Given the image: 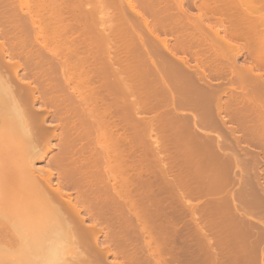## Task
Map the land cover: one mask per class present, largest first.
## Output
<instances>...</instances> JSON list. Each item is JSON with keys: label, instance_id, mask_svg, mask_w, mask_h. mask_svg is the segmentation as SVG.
<instances>
[{"label": "bare ground", "instance_id": "bare-ground-1", "mask_svg": "<svg viewBox=\"0 0 264 264\" xmlns=\"http://www.w3.org/2000/svg\"><path fill=\"white\" fill-rule=\"evenodd\" d=\"M73 1L75 2V0ZM73 1L71 0L68 1L67 0L66 1L65 0H0V58L3 56L4 58L2 59L5 60L6 57V61H7L6 63L8 67L12 69V72L10 71L11 69L9 71L11 73H14V76L16 77V81H18L17 82L18 84L16 83V85L15 83L13 85L12 82L11 84L10 82L7 83L8 81L6 80V78H3L4 74L2 75L0 74V156L2 154L3 156L1 157H6V158H1L2 160H0V244L6 243L5 241H7V237L11 235L10 233L11 231H16V232L34 231L31 234L24 233L22 237L19 236L22 233L21 234L17 233V235L19 234L18 236L20 238H23L24 241L27 240L28 243L30 240L29 238H32L33 236H36L38 239L41 238L44 239L43 244H38L36 246L32 245L33 247L26 249V251L24 249L25 251L24 253H23V249H21L22 251L20 253L17 252L12 254L10 260L14 264H55L57 262H59L60 264L62 259L63 260L65 259L64 258L66 257L65 255L69 253V255L72 254L71 261L73 264H137V263L166 264L165 263L167 259L166 257L168 255L172 256L171 260L176 261L175 258L173 259V257H175L177 252L181 251V249L179 250L176 249L178 244L175 247L174 243L177 241V240L175 241V238L178 239L177 241L178 243L183 240V239L181 240L182 237L184 238L185 236L190 234L187 233V230L191 228L188 225L191 226L193 225L194 228L192 227V229L196 230L195 231L196 235L198 234L200 237L202 236V238L205 239L206 242H204L203 244L202 242L204 241V239L202 241L201 238H197L200 239L199 241H201L203 245L206 244H207L206 246L210 245L208 235L206 234V232L208 231L207 229L205 231L203 228H205L207 225L208 226L210 225L208 227L210 229L211 228L219 229V227L228 226L236 230V231H232V234H235L237 236L238 234L240 236L242 234L244 239L243 242L245 241L244 244L246 243L248 244V242H251L252 244L250 243L248 244V246L250 248L252 247L258 249V246L264 242L261 241L262 239H264V229L261 227L262 228L261 233H258L259 236L254 237L255 239L252 238L254 240L253 241L251 237L246 236V234L248 233L249 235V232L252 230L254 226V224L252 225L253 222L252 223L247 222L248 220L246 221L244 218L238 215L239 211L243 210L244 208L242 209L239 208L238 210L236 202L238 199H239L238 203L242 200H240L241 198H236V197H239V195L240 197H242L243 194L242 191L239 192L237 191V189L235 190L234 188V185L236 186L235 183H237L236 177L238 178L240 176L238 172L234 171V169L237 168V170H239L238 168L242 166L241 170L242 169L245 170L246 168L248 169L249 167H246L247 166L246 164L244 169L243 166L245 165V160H244L245 158L240 159V157H237V155L239 154L237 153H236L237 155L235 154L234 151L236 149L235 145L233 146L235 147L233 150L230 149L231 145L234 144L235 142L236 139V137L234 136L235 134L232 133V135L235 138L234 142L230 140L233 137L230 138L228 136L230 139L229 138H228L229 140L225 139L226 135L228 134H226L225 137H221V138L218 137V141L217 138L213 136L214 137L213 139L216 140L215 141L212 140V137L210 136L211 137L210 138L208 135H207L208 137L205 136L206 138H203L204 136H202L200 132L198 134L197 131L198 128L196 127L197 128L196 129L193 127L199 124L204 128H219V129L222 127L227 128L228 127L226 125L227 119H225V117L222 115L224 106L231 108V106L233 107L234 104L236 105L238 104L239 106H236V108L240 106H242V108L237 109V111L235 110V114L234 115L232 114L233 116L231 115L234 121H236V124L238 123L237 124L238 126L236 127L241 128L242 132L245 131V135L243 136L245 137V141L247 139L249 143L252 142L250 145H252L254 142L258 144L259 147L263 146L262 148H264V73H262L263 71L262 72L256 71V64H255L257 63V65L264 67V0H203V6H204L203 9L205 8L206 10L204 11L211 15H219L221 18L220 21H222V23L224 24L225 23L227 24L223 26L222 23L219 22L220 27L222 25L223 28H225L224 29L225 32L223 34L221 33L220 27L205 24L204 22L205 17L208 14L207 15L206 13L204 14L203 10H202L203 12L201 11L202 13L198 15L192 14L188 9L189 6L186 4L187 3L186 0H83L85 1V4L86 2H89L90 6L92 5L91 6L92 8L89 9L88 12L83 11L84 12L83 20L82 22H77V23L76 22L73 23L74 21L73 17H72L73 20L68 19L70 14L74 15L76 13L75 11L78 9L75 7L76 4L79 2L73 3ZM65 2H67V4H65ZM68 2L75 4L74 5L75 7L70 6ZM194 3L196 2L194 1ZM77 6H79V4ZM80 12L83 13L82 9L80 10ZM81 13L79 14L81 15ZM159 33L165 34V36L167 34V37L164 36L160 37ZM228 33L229 35L227 36ZM95 34L96 36H98V38L96 39H94ZM168 34L169 35L173 34L175 36L172 37L175 40L174 41L175 43L174 42H172L173 44L170 43L169 41L170 38L168 37L169 36ZM229 36L230 38H228ZM96 40L99 41L95 42ZM238 40H242V43H239ZM30 46L32 47V49L34 48V53L32 52V49L31 50L29 49ZM64 46H66V49ZM178 52H182L184 54L186 53L191 58L201 57L202 59L204 57L203 60L205 61L201 63L203 64L202 66H199L198 64V66L193 68L189 63V59H188L189 56L179 57L181 53L177 56ZM244 54H247L252 58L251 62H248L247 64L239 65L238 58L240 59V57L244 56ZM4 60H2V62H4ZM252 60L254 61L255 65L252 63L253 62ZM101 63L102 66L103 65L104 67L106 66L105 68L106 70L107 69L112 70V66L118 65L117 66L118 70L117 72L115 71L117 76L115 75L116 77L114 76V79L112 80L117 81L119 79L118 82L121 84L120 86L122 90L119 87H117L119 88V90H121V92H118V94H116V98L115 96H113V98L111 97V99H108V100L113 99V102L110 101L109 103L108 101L109 104H113L116 99L123 101L122 99H124L125 95L126 97H129L128 92L126 90V85L128 84L126 85L124 83L122 84V82H124L122 80L125 79L126 76H130V75H131L130 78L132 79L133 75L137 73V76L139 75L140 79L138 80L134 79L135 80L134 82H132V80L130 79L131 82L134 83V86H136L132 88L139 90L142 88V86L143 88L145 86V88H148L149 90L147 91L146 89L148 94H150L148 95L150 96L149 97L150 99L155 97L157 95V92L161 90L160 94H158L160 95L158 99L162 96L163 97L160 100H157V98H155L157 102L154 104L152 103L154 102L152 99V101H150L149 103V104L152 103L150 105V108L153 105L152 108L158 110L157 108L160 109L162 108L161 106L165 104V106L170 105L171 107L174 108L176 107V109H179L180 111L181 110L180 108L183 109V107L186 108L188 107L189 110L191 109V112L193 111L196 112L197 115L194 114L195 116H197V118L195 117L196 120L192 116L194 118L193 121L194 120L195 121L191 125L187 120L188 119L191 120L192 117L189 118L187 115V117L185 116V118H181L182 115L180 114H179L180 117L178 116V118L176 115L175 117H173L175 112L174 113L172 112L175 111L176 109L174 110L173 108H170L171 113H169L168 111L169 109L167 110V108L169 107L164 109L163 106L162 110L164 109L166 112H168L169 116L168 115L166 116V114L162 113L161 110L160 112L162 116H166L167 120H169V121L166 120L167 122H165L167 123L168 128L170 127L171 122L174 121L173 123H175V121H177V126L176 123L175 124L172 123V126L170 128L175 126V128L178 127L179 129L181 124L180 122L183 121L186 122L185 129L187 128L188 130L186 131L184 129L186 132H180L181 130L180 131L178 130L179 132H177V130L174 131L175 129L168 131V128L163 127L165 125L159 122V120L158 121L151 119L139 120V121H137V119L135 120L136 116L134 117L132 113L134 114L138 112V110H140L139 108L140 103L138 100H134L136 101L134 102L132 98L129 100L131 103L127 102L128 99L127 98L125 102H127V104L130 103V105L124 107L126 103L122 102V104L125 105H121V106L124 107L123 108L124 113H125V109H128L130 107L129 110L131 109L130 111L132 112L127 110L128 112L126 113H129V116L132 115L134 117L133 119L134 121L131 120L133 122L130 123L131 127L128 125L130 131L126 130V132L129 131L127 132L129 133V135L131 130H133L132 133L133 132L139 133L140 129L136 130L134 128L137 126L139 127L140 125L139 123H141L143 125L142 128H144V132L148 133L149 135L148 141L151 142L152 137L150 135L155 134L156 141L155 143L152 142L154 143L150 145L152 146V149H149L150 154L151 153L156 154L155 157L153 154H151L153 155L154 159H156L157 163H154L155 166H152L154 164H151L153 162H150L151 160L149 157L150 154L148 153V149L147 150L144 149V150H146L145 153L149 155L142 154L141 152L142 157H140V159L137 157L136 159L140 163L138 164L141 165L143 168L137 166L138 165L137 162L136 161L133 162L134 160L129 156L128 157L130 164L129 162L127 163L128 161L127 155L125 154L128 153L131 154V152H128L131 150H128L129 148H127L128 146L126 145L127 142H129L127 141L129 139L128 137L131 136L132 138H134L132 139V141L129 142V144H131V142L132 143L134 142L135 143L134 148H135L137 142L134 140L138 138L136 137L138 136V134L135 133L136 136L135 135L128 136L127 133L125 134V132H124L125 135L120 133V135L122 136H119V134H117L119 136L118 138L114 136L115 139L116 138L118 139L117 145L121 143L122 147L124 145L127 148L125 152L124 151L120 152L122 154H118L119 152L116 153V155L119 156L116 157L115 153L113 152L116 150L114 148L117 147L115 146L116 145L115 140H114L115 142L113 143L115 144L113 146L114 148L112 151V154L114 153L113 155L111 154V147L109 145H106V147H104L105 143L108 144V142H104L103 145L104 149L101 147L103 149L101 151L103 155L104 154L107 155L106 157L112 155V157L115 156L117 158L116 159L114 157L115 161H113V159L110 158L112 159L113 162H115V164L105 156H104L105 158H103V155H101L102 156L101 157L99 154L100 151L99 153L97 151V156L98 154L100 156L99 158L96 157L97 158L96 159L95 156L91 157L92 159L90 157H87L90 158L91 161H87L86 163L85 162L79 163V150L76 149L77 151H75L73 149L74 146L71 147L70 149L69 148L70 146L68 145L67 148H64V150H61V152L58 153L59 155H57V158L53 162L55 167L59 166L63 168L60 169L58 172H54L52 171L53 169L52 170L49 169L48 170L49 174H46L47 172L45 173L46 170L45 168L38 170L34 168L33 166L34 163L33 162L31 163V159L33 157L31 156L30 153H32V151L31 152L29 151L30 153L27 154L25 153V156L23 155L22 160L20 157L19 160H21V162H19L18 160V163L21 165V168H18L19 164L17 163L16 165L12 164L11 166V163L9 164L8 162L9 159L7 157L9 155V151L10 152L13 151V153H15L14 152L15 148L13 147L16 144L18 145V140L26 139L32 141L34 139L36 141L37 140L45 141L48 143L49 139L51 140L52 137H55L54 135L55 132L51 134L50 131L51 128L49 127L47 128V124H46L47 118L49 116L48 107L51 108V106L49 105L50 102L51 103L55 102L59 107L58 112L60 111L63 112L64 108L68 110L67 107H69V106L67 107L64 106L67 105L64 96L65 98L66 97L68 98L69 102H71L70 99L82 100L84 98L83 96L85 95V93H88L90 91H95V89L93 88L95 87V84L99 82L98 78L102 76L101 75L102 71H100ZM51 64L53 65V68ZM48 65H50L51 68ZM110 66L111 68H108ZM104 67H102L101 69L104 70ZM202 67L205 69L204 70L201 69ZM22 68L23 69L25 68L24 71L26 72L23 73L22 76L20 77L19 70ZM114 68L116 67H113L112 72H114ZM206 68L210 71L209 73L205 72ZM185 69L186 70L190 69L192 70V72H194L193 74L188 73V75H186L188 79L192 78L195 81L193 85L189 84L190 85L189 86L188 83L191 80H186L185 79L186 76L185 77L183 76L186 74ZM108 70L107 73L111 75L110 72H108ZM179 71L182 72L179 73ZM105 72H103V74H105ZM106 74L104 75V77L102 76L103 78L107 77L108 80L106 79L105 82L107 81L112 82L111 79L109 80L110 76H107ZM143 74L147 76L149 79H147V77L141 78ZM213 75L215 76L217 75L224 78L226 77L225 79L229 78L228 81L230 83L233 82L232 86L235 83L234 86L237 85L238 88L237 86L235 87L236 89L234 87L233 89L216 88V87L212 88L214 86L209 87L207 81L211 80L212 78L211 76ZM137 76L135 75L134 78H136ZM117 77L118 79H116ZM4 79L6 80V82H4L5 81ZM150 79L152 81L149 82ZM93 80H95V84ZM198 80H200L201 82L199 83ZM143 81L147 85H145ZM196 81H198L199 84H197ZM90 82L93 83L94 87H91V84H89ZM151 82H155V85H157L158 87L154 86V89H152L150 86H148V83ZM102 84L103 86L105 85L104 82ZM229 85L227 84V86ZM86 87L87 89L91 87L93 90H90L91 89L90 88L88 92H85L87 91ZM115 87L116 85H114V88ZM149 87L151 88L152 91H150ZM156 87H157V91L155 89ZM99 88L95 92L98 93L99 90L102 89L103 87L100 89ZM109 88L107 90L106 88L103 89L104 91L106 90L105 92L108 93L109 91H111ZM114 88L112 87V89ZM112 91L117 93V90L115 91L112 90ZM112 91L110 95L112 94L115 95V93H113ZM129 92L130 94L133 93L131 88ZM150 92H153L155 96L151 95ZM120 93L122 94L119 95ZM140 93L143 94V90ZM93 94L94 92H90L86 96V99L91 101V103L94 98L96 100V96L98 98V95L100 93L98 94L95 93L94 95ZM142 94L139 95L142 96L143 98L144 94L143 95ZM102 96L99 95L97 101L99 99H106L103 98ZM120 96H123V98L121 97L119 99ZM144 96H145L144 98H147L146 95ZM225 96H226V100H224ZM106 97L108 98V96ZM134 97L136 99L137 96H135L134 94ZM81 100L79 102L82 104L83 101L81 102ZM75 101L77 102V105L79 104L78 106L75 105L77 106L76 108L74 107L75 113L77 112L76 114L79 117V122H78L79 125L75 124L76 121L72 122L75 116L77 119V115H75V113L73 114L72 110H70V112L68 110L69 113H71L72 111L71 114H73L74 116L72 118V121L70 117H68L70 118V120L69 119L67 120L66 118V121L68 123V127H67L68 130L69 128L74 127V130L72 132L75 134H76L75 132L76 128L77 129L79 128V130L83 128L81 132L83 130H88L91 132L94 130L95 132V129L96 128L99 129L98 127L100 125L103 127L102 130H104V126L107 128V126L111 125L110 121L112 120V117L110 121L108 119V114H110L111 108L109 109L107 107L104 109L102 107L103 111H100L98 107L99 102L97 104L96 103L91 104L92 106L90 105L91 106L90 107L88 106V103L90 102L86 101L85 103L84 101L83 103L88 106L85 107L84 110L82 106H80L78 100ZM75 101L73 100V102ZM103 101L107 103L106 102L107 99ZM120 101H117L116 104ZM38 102L39 103L41 102L43 105L38 107L37 106ZM73 102H72V107H73ZM143 103L144 104L141 105V107L143 109L146 108L147 111L149 109L147 106V100L143 101ZM225 103H227V105ZM102 104H104V102ZM109 104L107 105L109 106ZM119 104L120 103H118V105ZM77 108L81 109V111H79V109ZM86 108H90V109L87 110ZM112 108L116 109L117 107H112ZM51 109H53V107ZM115 109L113 110V112L114 111L116 112L117 109L116 110ZM153 110L152 112L155 113V115L157 112L159 113V111L154 112ZM148 111H150V109ZM62 112H60V114H62ZM176 112L178 113V111ZM121 113L123 116H125L126 114V113L124 114L123 111ZM138 113L141 112L139 111ZM60 114L58 113L57 115H59L60 117ZM111 114L113 113L111 112ZM116 114L118 115V113ZM26 115H29L30 117L28 116L25 117ZM127 115L128 114H126V116ZM170 115L173 117V118L171 117L172 120L174 118L177 120L174 119L173 121H171V118L169 119ZM252 115L254 117H252ZM159 116L161 115L159 114ZM34 117L37 118L39 117L38 121L35 120ZM96 117L98 118L101 117V118H99L100 119L99 120L98 118L96 119ZM166 117L163 118L165 119ZM130 119L132 118L130 117ZM178 120H180V122ZM61 121L63 120L61 119ZM120 121H122V119H120ZM124 122L127 125L128 121H122L120 123L123 124ZM162 122H164V120ZM62 124H64V122H62ZM117 124L119 125V123ZM133 124L135 127L133 126ZM65 125L67 124L65 123ZM65 125L62 126L64 127ZM118 125L117 127L120 130L121 125L120 126ZM117 127L114 128V130L118 129ZM55 128L54 130H56ZM166 129L169 133H167V131L166 132L164 131ZM193 129H195L197 133ZM32 130H35L36 133L33 134ZM123 130L120 131L123 132ZM225 130H227L229 133L230 129L229 130L225 129ZM214 131L216 133L217 132L220 133L219 136H224V134L221 135L222 133L221 131L219 132L218 129L216 130L213 129V131L211 130L209 132H214ZM62 132L66 133L63 130ZM86 132L87 131H85L84 134L89 135ZM91 132L90 134H92ZM96 132L98 133V131ZM110 132L113 133L112 131ZM187 132H189L188 133L189 139L187 138L186 139L189 142L186 140L185 142L183 143L181 142V144L178 143L176 145L174 144L175 142L174 143L171 142V140L173 141L178 137L183 138L182 140L184 141V138L187 137L188 135L183 136V134ZM231 132L233 131L230 130V133ZM218 133L216 134L217 136ZM99 134L101 135V132ZM51 135L53 136L51 137ZM140 135L141 134H139V138L137 141L138 144L141 145L144 142L141 139ZM143 135L146 136V134L144 133L142 134V136ZM199 135H201L202 137ZM73 136L71 137L74 138L72 140L71 138H68V140H71L69 141L70 145L78 143L77 141L79 139H83V138H75V136L74 137ZM103 136L101 135L102 137L101 140L105 139V135ZM108 137L109 136L106 137L107 141L110 140L108 139ZM111 137H113V135ZM96 139L99 138L96 136ZM113 139L114 138H112L111 141ZM140 140H142V143L140 142ZM182 140L180 139V141ZM239 140L240 139L238 138L236 142ZM62 141L63 140H61L59 143L62 144L63 143ZM144 141L148 142L145 139ZM175 141L177 142V140ZM98 143L100 144V142ZM102 143L103 141L101 142V144ZM110 143L112 142H109V144ZM184 143L187 144L185 145ZM133 145L130 146L132 147ZM153 145L156 146L155 149ZM183 146L185 147L187 146V147L183 148ZM48 148L50 149V147ZM131 149H133V147ZM186 149H188V152ZM118 150L120 149L118 148ZM227 150L228 151L231 150V151L228 152ZM81 151L82 150H80V152ZM137 151L140 150L137 149ZM181 152L186 157L190 155L195 157L199 156L200 157L199 159L203 158L201 161L204 162V168L199 169L197 171L190 168L191 170L188 171L189 165L193 164L192 161L188 159L187 161L190 162V164H187L186 168L184 167L186 172H184V168L182 167L183 172H181L182 171L181 169V171H178L180 172V174L178 173L177 176L174 175V177L170 178L171 174H173V171L176 172V170L174 169H176V167L179 166L178 157H180L179 155L182 154ZM185 152H187L188 154H186ZM86 153H88L89 155L91 154L89 152ZM88 154L86 156H89ZM84 155L83 157H85ZM141 155L139 153V156ZM200 155L203 156L201 157ZM16 156L18 155L16 154ZM30 156L31 159L29 161ZM9 157H12V154L11 156L9 155ZM165 157L169 158L168 163L164 161L166 159ZM186 157L185 159H187ZM44 158H45V152L41 154L40 161L44 160ZM188 158L191 157L188 156ZM104 159L108 160L106 161V164L108 165L107 167H104L105 166ZM131 159L133 160L132 161L133 165L131 164ZM110 162H112L114 165L113 164H112L113 166L110 165ZM134 165L137 166L136 168H138V170L137 169L133 170L132 166ZM88 169L93 170V175L91 174V172L89 173V171H87ZM241 170H239L240 173ZM243 170L242 173L245 172L244 175L246 174L247 176L248 171L246 172V170L245 171ZM86 171L89 173V175L87 174V176L86 174L83 175L84 173H86ZM133 171L135 172V176L143 174V176H140V178L143 179L139 181L137 180L138 182H136L135 181L136 177L134 176V174L131 173ZM157 171L158 173H160V176L159 174L158 175L156 174ZM192 171L194 172L202 171L207 174L208 182H206V185L204 187L201 188L200 186H196L195 184L191 185L193 183H191L190 181H185L186 180L185 174L190 173ZM250 171L251 168L249 172ZM149 172L150 174L152 173L151 175H153V178L150 177L148 178V175L151 176L150 174H148ZM154 172L155 175L153 174ZM235 172L239 176H236ZM90 175L92 176L90 177ZM258 175L255 178L260 179ZM56 176H58V178L61 180L60 182L55 183L53 181V179ZM154 176H156L157 178L159 177L161 181L159 179V182L156 183L158 179H156V177L154 178ZM243 176L241 177L242 180H244L243 178L247 179L246 176L245 177ZM252 176H256V174ZM89 177L93 178L94 179L93 181L96 182V183L94 182L92 183L93 189H91V187L90 189L93 192L92 194H94L97 197L91 195L94 196V200H92V202H90L89 200L87 202L86 199L84 200L85 197H83V199L81 197L80 198L78 197L79 199H77L74 202V199L71 196V194L67 192V187H65L66 185L62 182L64 180L65 181L71 180L74 182L73 184L74 186L75 183L80 184L81 182L83 183L88 182L87 180H89L88 179ZM110 178H114L116 183L115 185H111L113 183L111 184L109 183ZM250 179L251 177L248 178L249 182L251 183L254 178H252V180ZM257 179H255V181ZM103 181L107 182V185H105ZM154 181H156L155 188H154ZM99 182L105 185L104 188H102L103 187L102 186L100 187L102 189H100L97 186ZM160 182L164 184L161 185L159 184ZM244 182L245 181H243V184H241L243 187L247 185L245 184L246 182L245 183ZM68 183H72V182L69 181ZM260 183L261 182H259L258 184ZM83 185L85 186V184ZM251 185L253 186L254 184ZM157 186H163L164 189L165 186H167L166 188L168 189L165 190L168 191H165L164 189L163 190L160 189L162 187H159L158 190ZM232 186L236 191L235 192L236 196L234 194L229 193V189ZM242 186H239L241 187L239 188V190L243 189ZM252 186L250 187L253 188ZM82 187L83 186H81V188ZM250 187L246 186L244 188H246L247 190ZM138 188L143 189V191H147L148 194H144V192L139 191ZM258 188H256V190ZM154 189H156V192H154ZM82 190H80V193ZM243 190L244 192L246 191L245 189ZM261 190L264 191V189ZM137 191L141 193L138 194ZM164 191L167 193L170 192L171 195L168 194L169 195L168 197L167 193L164 194L165 193ZM185 192H187L188 194H186ZM198 192L201 193V196L205 193L206 195L209 193H215L214 195H216L217 193V196L219 195L218 192L219 193L221 192L220 194H222V192L223 194L225 193L226 194L223 195L224 197L222 196L223 197L222 199L214 200L211 203H207L203 208L201 207L203 215L201 214L202 216L197 217V215H195V211L197 210V207L195 203L190 204V202L186 199L187 198L186 195L190 196V194L192 193L193 195H195ZM246 192H248V190ZM98 193H101L102 196L101 198L99 197L100 195ZM162 193L164 196L161 195ZM258 193L260 192L258 191ZM261 193L263 194L260 195L264 196V192ZM254 195L255 194L253 193V196ZM9 196L11 197L16 196V199L8 200L7 198ZM171 196H172V203L170 202ZM243 196L244 197L242 202H244V204L246 203L247 205L250 204V206L255 210L254 211L255 213L260 212L258 210H262V208L264 207V202H262L259 197L254 196V200H253L252 198H249L248 195V198L253 200L251 202L249 200L248 203L244 201V199L248 200L246 199L247 197H245V195ZM220 197L221 195L219 196V198ZM250 197H252V195ZM164 198H167L168 202H166V199ZM182 198L186 199L187 201L183 202L184 199ZM210 198L215 199L218 197L214 196V198L213 197ZM174 199L175 201L177 199L179 200L176 201L177 206L175 205L176 203L174 202ZM94 208L97 210V216L96 215L93 216L90 214V209L92 212V209ZM217 208H220L222 211L225 212V218L219 221L213 219V213H215V210ZM201 209L199 208L198 210ZM64 210L66 212L68 211L70 215L67 216L66 214H64L65 213L63 212ZM83 211L89 212L87 214L90 215L91 217L93 216L91 225L89 224L88 226L86 225L87 216L82 215ZM248 211L250 212V209ZM21 212H28L29 214L30 213L42 214L43 221L41 222L39 221V223L28 224L27 226L25 225L23 226V223L21 222L23 219L18 220L19 219L18 214H20ZM249 212L246 213L248 214ZM252 212H250L249 214L255 215V213ZM189 214H191V218H192L190 219L191 223L187 219V217L190 216ZM262 216L260 217L263 218ZM196 217L199 219L197 220ZM179 219L180 220L182 219L181 221L183 225L185 223V222L183 223V219H186L187 220L186 222H189L188 225L187 224L184 225V226L187 225L185 227V229L188 228L186 231L185 230L177 231V227H178L177 223L178 222L181 223V221H178ZM203 221L204 224L206 223L204 227L202 224ZM262 221L264 223V220ZM27 222L30 223V221ZM259 226H261L260 223ZM80 228L81 230H79ZM39 231H41L42 234ZM64 231H67L66 233L67 235L65 234L66 236H64L65 233ZM68 231L70 232L77 231V232L75 233L73 232V234L72 233L69 234ZM258 232H260V229L258 230ZM226 233L228 234V232H225V234ZM255 233L256 232H254V235ZM103 234H104V241L101 240ZM225 234L224 233L222 234L223 237H225L224 236ZM193 235L194 234H192V236ZM196 235L195 237L191 236V238H196ZM198 235L197 237H199ZM217 235H221L220 232L219 234L217 233ZM217 235L215 237L218 238ZM65 237L69 238V241L73 243L72 245L75 244V248L73 249V251L67 250V248L64 247L63 244L67 243L66 242L67 238ZM188 237L184 240L185 242H187L186 240L188 239ZM64 238L66 240H64ZM249 238L252 241H246L249 240ZM213 239L215 238L212 237L211 240ZM218 239H221V241L219 240V245H218L221 246L220 243L222 242L221 244H223L224 242L222 238H220V236ZM216 242L218 244V241L215 240V243ZM12 243L13 242H11V244ZM22 243L24 244V242ZM215 243L214 245L217 247V244ZM181 244L183 243L181 242ZM222 246L224 247V244ZM67 247L69 248L68 245ZM210 247H212V245H210ZM176 250L178 251L176 252ZM216 250H218V248ZM6 251L8 250L6 249ZM185 252L187 253V250ZM219 252H221L220 249ZM5 253H3V256ZM178 253L180 255V252ZM261 253H262L261 255H264V246L263 249L261 250ZM166 254L168 255L166 256ZM210 255L212 257L213 253ZM111 256L113 257L112 261H111ZM80 260L82 262L78 263V261ZM217 260L218 262L220 261L219 259ZM2 261L7 262L4 260ZM179 261L181 260L179 259ZM170 263L173 262L170 261ZM192 263L195 262L192 261ZM211 264H213V262Z\"/></svg>", "mask_w": 264, "mask_h": 264}, {"label": "rangeland", "instance_id": "rangeland-1", "mask_svg": "<svg viewBox=\"0 0 264 264\" xmlns=\"http://www.w3.org/2000/svg\"><path fill=\"white\" fill-rule=\"evenodd\" d=\"M66 1V0H65ZM68 1V0H67ZM71 1H73V0H71ZM81 1H83V0H75V2L77 3V2H79V3H77L76 4V7L74 6L75 4H73V3H75L74 1H73V3H69L68 2V4L70 5V6H72V7H75V8H78L77 10L79 11H75L76 13V16H75V14L73 15V14H70V18H74V21H73V23L74 22H82V20H83V16H84V12H88L89 11V9H91L92 7V5L90 6V3L89 2H86V4H85V1H83V2H81ZM187 1V5L189 6H187L188 7V9H189V11L192 13V14H195V15H198V14H200V13H202L204 10H205V8L203 9V0H193V2H192V0H186ZM194 1L196 2V3H194ZM82 3H84V4H82ZM88 3V4H87ZM65 4H67V2H65ZM72 4V5H71ZM79 4V6H77ZM52 6V5H51ZM90 7V8H89ZM85 8V9H84ZM82 9V12L83 13H81L80 12V10ZM139 9V8H138ZM201 9V10H200ZM200 10V11H199ZM203 10V11H202ZM202 11V12H201ZM206 11V10H205ZM203 12L204 14L206 13V12ZM77 12H78V14H77ZM79 13H81V15L79 14ZM197 13V14H196ZM208 13H206V15H207ZM73 15V16H72ZM80 15V16H79ZM75 16V17H74ZM68 17V19L69 20H73V18L72 19H70ZM80 17V18H79ZM80 20H79V19ZM220 16L219 15H211V14H208L206 17H205V24H207V25H213V26H217V27H220V23L219 22H221L222 23V21H220ZM77 20V21H76ZM209 22V23H208ZM22 25V24H21ZM222 25L223 26H225V25H227L226 23L224 24V23H222ZM221 25V33L223 34L224 32H225V28H223V26ZM138 28V27H137ZM223 31V32H222ZM139 32H140V30H139ZM160 34V37H167V34H166V36H165V34H162V33H159ZM162 34V35H161ZM169 35V34H168ZM229 35V33L227 34V36ZM169 38H170V43H172V42H174L175 40L172 38V37H175L173 34H171V35H169L168 36ZM96 38H98V36H96V34H95V37H94V39H96ZM168 38V39H169ZM228 38H230V36L228 37ZM94 39H93V41H94ZM100 39V38H99ZM99 41V40H98ZM97 40L95 41V42H98ZM238 42L239 43H242V40H238ZM175 43V42H174ZM60 44V43H59ZM173 44V43H172ZM31 47V46H30ZM29 47V49L31 50L32 49V47L30 48ZM63 47V46H62ZM65 47V49H66V46H64ZM32 52L34 53V48L32 49ZM181 53V54H180ZM180 54V56L179 57H181V56H183V57H188L189 55L188 54H184V53H182V52H178L177 53V56ZM185 55H187V56H185ZM2 58H4L3 56L0 58V74L2 75V74H4L3 76V78H6V80L8 81L7 83H9L10 82V84H11V82L13 83V85H14V83H15V85H16V83L18 82V81H16V77L14 76V73H11L12 72V69L10 68V67H8V65H7V61H6V57H5V60L4 59H2ZM4 60V62H2V60ZM188 59H189V63H190V65L194 68V67H196V66H198V64H199V66H202L203 64H201L203 61H205V60H203L204 59V57L201 59V57L199 58H191L190 56L188 57ZM245 59V60H244ZM251 57L250 56H248L247 54H244V56H242V57H240V59L238 58V63H239V65H242V64H247L248 62H251ZM253 61V60H252ZM253 64H254V61L252 62ZM256 64V71H258V72H262V73H264V67H261V66H259V65H257V63H255ZM254 64V65H255ZM50 68H51V66H52V68H53V65L51 64V66L50 65H48ZM101 66H102V63H101ZM100 66V71H102V74H101V72H100V74L104 77V75L107 73V70L105 69L106 68V66L104 67V65L102 66V67H104V70L103 69H101L102 67ZM117 66L118 65H114V66H112V70L110 69V70H108V72H110V74L111 75H109L108 73L106 74L107 76H110L109 77V80L111 79H114V76L116 75L117 76V74L115 73V71L117 72V70H118V68H117ZM113 67H116V68H114V72H112L113 71ZM108 68H111V66L110 67H108ZM11 69V70H10ZM201 69H205V68H201ZM11 72H10V71ZM25 70V68L23 69H20L19 70V74H20V77L22 76V74L23 73H25L26 71H24ZM106 71V72H105ZM191 71V72H190ZM103 72H105V74H103ZM180 72H182V71H179V73ZM184 72V71H183ZM185 72H186V74L185 75H183L184 77L186 76V75H188V73L190 74H193L194 72H192V70H190V69H185ZM184 72V73H185ZM205 72L206 73H209L210 71L206 68V70H205ZM183 73V74H184ZM55 74V73H54ZM134 74V73H133ZM132 74V75H133ZM7 75V76H6ZM113 75V76H112ZM136 76H137V73L135 74ZM135 75H133V78L131 79L130 78V76H126V81H125V79H123L122 81H124V82H122V84L124 83L125 85L126 84H128V85H126V90H127V92H128V96L129 97H126V95H125V97H124V99H122L123 101H120V100H115V104H116V102L117 101H120V102H118V103H120L119 105H118V103L115 105L114 103L113 104H109L110 103V101H112L113 102V99L112 100H108V99H111V97L113 98V96H115V98H116V94H118V92H121V90H122V88H121V84L118 82V77L116 78V79H118L117 81H113L112 80V82H105V80L107 79V77L106 78H103L102 76H100V78H98L99 79V82L97 83V84H95V80H93V82H94V84H95V87H94V85H93V83H89V84H91V87H94L93 89H95V91H97V89L100 87V88H106V90L109 88L111 91L112 90H117V93H115V92H113V93H115V95H110L111 94V91H109L108 93L107 92H105L104 91V89L102 88V89H100V90H103V91H100L99 90V92L98 93H100L99 95H103L104 94V92H105V94L102 96L103 98H106L107 99V103H105V101H103V100H106V99H99L98 101H97V99L99 98V95H98V98H97V96H96V100H95V98L92 100V103H91V101H89V100H87L86 99V96H87V94H89L90 92H94V94L96 93V94H98L97 92H95V91H90V92H88V90L91 88H89V89H87V87H86V89H87V91H85V92H88V93H85V95L83 96L85 99H86V101L87 102H90V103H88V106H90L91 104H93V103H98L99 102V105H98V107H99V110L100 111H103V108L105 109V108H111V111H110V114H108V119H109V121L111 120V117H112V120L110 121V123H111V125L110 126H107V128H110V129H107L104 125V130H102V126L100 125L98 128L99 129H95V132H94V130L91 132V131H88V130H83L82 132H81V130L83 129V128H81L80 130H79V128L77 129H75V132H76V134L75 133H73L72 131L74 130V127H71V128H69V130H71V131H69L68 130V123H67V121H66V118H67V120L69 119L70 120V118H71V121H72V118L74 117L73 116V114L75 113V108L79 105H77V102L75 101V100H78V102L81 100V99H70V101L71 102H69V100H68V98L66 97L65 98V96H64V99H65V102H66V104L67 105H64L65 107H67V106H69V107H67V109L69 110V112H70V110H72L73 111V114H71L72 113V111H71V113H69L68 112V110H66V108H64L63 109V112L62 111H60V112H62V114H60V112H58L59 111V107L57 106V104L54 102V103H51L50 102V106H51V108L53 107V109H51V108H49L48 107V109H49V116H48V118H47V122H46V124H47V128L49 127V128H51L50 129V131H51V134H53V132H55V137H52L53 135H51V140L49 139L48 140V143L47 142H45V141H36V140H26V139H21V140H18V145L16 144V145H14V147L13 148H15V150H14V152L19 156V155H22V156H16V154L15 153H13V151H9V155L11 156V154H12V157H13V159H12V157H9V155H8V162H9V164L11 163V166H12V164H14V165H16V163L17 164H19L18 163V160L20 159V157H21V160H22V157H23V155L25 156V153L27 154V153H30L31 151H32V153H30L31 154V156L33 157L32 159H31V156H30V158H29V161H30V159H31V163L33 162L34 164H33V166H34V168H36L37 170L38 169H43V168H45L44 170H45V173L46 174H49V169H53L52 171H54V172H58L60 169H63L62 167H59V166H54V164H53V162H54V160L57 158V155H59L58 153H60L61 152V150H64V148H67L68 147V145L70 146L69 148L71 149V147H73L74 146V150L75 151H77V150H79V163H86L87 161H91V157H94L95 156V158L96 157H100L101 155H103L102 154V150L104 149V147H106V145H109L110 147H111V154H112V151H113V146L115 145V144H113L115 141V143H116V145L115 146H119L118 148L120 149V150H118V148L117 147H115L114 149H116L115 151H117V152H115V151H113L114 153H115V156L117 157V156H119V155H116V153H118V154H122V153H120V152H125V150L127 149V148H129L128 150H131V151H128V152H131V154L130 153H128V154H125V155H127V163L129 162V164H130V161H129V157H131L132 159H131V164H132V161L133 162H137V164L139 163V161H137L136 159H137V157L140 159V157H142V155H141V152H142V154H146L145 152H146V150L148 149V153L150 152L149 151V149H152V146H150V145H152V144H154L155 143V139H156V137H155V134H152V135H150L152 138H151V142L150 141H148L149 139V135H148V133H145L144 132V128H142L143 127V125L141 124V123H139L138 125H139V127L137 126V127H135L134 126V124H133V126L135 127L134 129H140V131H139V133L138 132H133L132 133V131L133 130H131V132H130V135H135L136 136V134H138V136H136V137H138L139 138V134H141L140 135V137H141V139L143 140V142L145 143H142V140H140V142L143 144H138V138H136L134 141H136L137 143H136V147L135 148H137L138 150H140V151H137V149H135L134 148V146H135V143H134V145H133V143L131 142V144H129V142L130 141H132V139H134V138H132L130 135H129V133H127V132H129L130 130H129V127H128V125L131 127V125H130V123H133L131 120H133L134 119V117H135V120L137 119V121H139V120H155V121H158L159 120V122H161L162 124H164L165 126H163V127H165V128H168V125H167V123H165V122H167V121H169V120H167V115L169 116V114H168V112H166L164 109H166L167 107H169V108H167V110L169 111V113H171V111H170V108H173L174 110L176 109V107L174 108V107H171L170 105H167V106H165V104L163 105L164 106V109L162 110V108H163V106H161L162 108H157L158 110H155V108H152L153 107V105H152V107L150 108V105L153 103H156L157 102V100H160L163 96H162V94H161V96L162 97H160L159 99H158V97L160 96V95H158V94H160V91L161 90H159V88H158V92H157V97L155 96V94L153 93V92H150L151 93V95H154L155 97H153V98H149L150 96H148V95H150V94H148V92L147 91H149L148 90V88H145V86H144V88H143V86H142V88L141 89H139V90H137V89H135V88H132V87H136V86H134V83H132V82H134L136 79L138 80V79H140L139 78V75L136 77V78H134L135 77ZM115 76V77H116ZM141 76V75H140ZM213 76H215V75H213ZM213 76H211L212 78H211V80H208L207 82H208V85H209V87L211 86H214V87H212V88H226V89H233V87L235 88L236 86H234L235 85V83H234V85L232 86V84H233V82L232 83H230L228 80H229V78L228 79H225L224 77H220V76H215V77H213ZM19 77V78H20ZM56 77V76H55ZM58 77V76H57ZM103 79H102V78ZM129 77V78H128ZM143 77H147V76H145L144 74H143V76L141 77V78H143ZM219 77V78H218ZM189 78H190V75H189ZM223 78V79H222ZM102 79V80H101ZM132 80V82H131V80ZM135 79V80H134ZM147 79H149L148 77H147ZM185 79L186 80H191V81H189V83H188V85L190 84H192L193 85V83L195 82L192 78H190V79H188L187 78V76L185 77ZM225 79V80H224ZM5 80V79H4ZM6 80L4 81V82H6ZM18 80V79H17ZM97 80V79H96ZM108 80V79H107ZM142 80H144V79H142ZM141 80V81H142ZM145 80H146V78H145ZM55 81V80H54ZM98 81V80H97ZM104 82V86H103V82ZM129 81H130V83H129ZM140 81V80H139ZM150 81H152L151 79L149 80V82ZM154 81V80H153ZM193 81V82H192ZM199 81V83L201 82L200 80H198ZM198 81H196L197 82V84H199L198 83ZM228 81V82H227ZM231 81V80H230ZM56 82V81H55ZM54 82V83H55ZM144 82V81H143ZM188 82V81H187ZM192 82V83H191ZM203 82V81H202ZM108 83V84H107ZM113 83V84H112ZM132 83V84H131ZM140 83H142V82H140ZM145 83V82H144ZM157 83V82H156ZM211 85H210V84ZM229 83H230V85L232 86H230L229 85ZM18 84V83H17ZM99 84H101V85H99ZM113 86H112V85ZM158 84V83H157ZM227 84L229 85V86H227ZM93 85V86H92ZM99 85V86H98ZM108 85H111V86H108ZM114 85H116V87L114 88ZM143 85V84H142ZM145 85H147L146 83H145ZM160 85V84H159ZM189 85V86H190ZM148 86H150L152 89H154V86H157V85H155V82H151V83H148ZM219 86V87H218ZM225 86V87H224ZM112 87L114 88V89H112ZM117 87H119L121 90H119V88H117ZM132 89V91H133V93L134 92H136V93H134L135 94V96H137L136 97V99H135V97H134V94L132 95V94H130V92H129V90H130V88ZM149 87V88H150ZM158 87V86H157ZM157 87L155 88L156 89V91H157ZM231 87V88H230ZM129 88V89H128ZM151 88H150V91H152L151 90ZM160 88H161V86H160ZM237 88H238V86H237ZM92 88L90 89V90H93ZM135 89V90H134ZM146 89H147V91H146ZM236 89V88H235ZM119 90V91H118ZM137 90V91H136ZM142 90H143V94L144 95H146V97L147 98H144L145 96L142 94V93H140V92H142ZM238 90V89H237ZM240 90V89H239ZM230 91V90H229ZM228 91V92H229ZM232 91V90H231ZM16 92V91H15ZM155 92V91H154ZM106 93H107V95H106ZM162 93V92H161ZM19 94V93H18ZM93 94V95H94ZM122 93H120L119 95H121ZM142 94L143 95V98H142V96H140V95ZM108 96V98L106 97V96ZM118 95V96H119ZM131 95H132V97H131ZM94 96V97H95ZM141 98H140V97ZM82 97V98H83ZM93 97V96H92ZM101 97V98H102ZM123 98V96H120L119 97V99L120 98ZM82 99L81 100V102L83 101H85V99ZM114 98V99H115ZM128 98V99H127ZM133 99V101L134 100H138L139 101V105H140V110H138V112L140 111L141 113H138V112H136V113H132V115L134 116H132V115H130L129 116V113H126V112H128V111H130L129 110V108L128 109H125V113L126 114H128L127 116H126V114L124 113V107H126V106H128V105H130V99ZM149 98V99H148ZM155 98H157V100L155 99ZM126 99H127V102H130L129 104H127V102H125L126 101ZM152 99H153V101L154 102H152L151 104H149L150 103V101H152ZM66 100H68V101H66ZM73 100L75 101V102H73ZM145 100H147V106H148V108L150 109V111H146V108L145 109H143L142 107H141V105H143L144 103H143V101H145ZM156 100V101H155ZM224 100H226V96L224 97ZM86 101H85V103H86ZM94 101V102H93ZM96 101V102H95ZM108 101H109V103H108ZM132 101V100H131ZM132 101V102H133ZM53 102V101H52ZM65 102H64V104H65ZM68 102V103H67ZM72 102H73V107H72ZM82 102V104L80 103V106H82V108L85 110V107H88L87 105H85L84 103ZM104 102V104H102ZM122 102L123 103H126V105L125 104H122ZM134 102H136V101H134ZM142 102V103H141ZM70 103V104H69ZM56 104V105H55ZM107 104H109V106L107 105ZM226 105H227V103H225ZM43 104L40 102H38V107H40V106H42ZM49 105H47V106H49ZM75 105H77V106H75ZM106 105V106H105ZM121 105H125L124 107H122ZM235 105V106H234ZM233 105V107L231 106V108L229 109L228 107H226V106H224V110H223V116L225 117V119H227V123H226V125L228 126L227 128H204V127H202L201 125H197V126H194L193 128H196L197 129V131H198V134H199V132L201 133V135L202 136H204L203 138H206V137H212V140H215V139H213L214 137L215 138H217V141H218V137H225V135L226 134H228V135H226V137H225V139H228L229 137L231 138V137H233V138H229L232 142H234V136L236 137V139H235V142H234V144H232L231 145V147H230V149H234L235 147H236V149L234 150L235 151V154L237 153V154H239V155H237V157H240V159H244L245 160V165L243 166L244 167V169H245V166H246V164H247V166L246 167H249L248 169L250 170V168H251V171L249 172V170L247 169H245L246 170V172L248 171V173H247V176H246V174L244 175V173L245 172H243L242 173V170H241V168H242V166L241 167H239L238 169L239 170H241V173H240V171L239 170H237V168H235L234 169V171H236V172H238L239 173V175H237V173L235 172V174H236V176H239L238 178L236 177V181H237V183L238 184H240V185H238L237 183H235L236 184V186L234 185V188H235V190L237 189V191H242V194L243 195H245V197H247L246 199H248V200H245L244 199V201H246V202H248L249 200H250V202L251 201H253L254 200V196L255 197H260L261 195L260 194H263V193H261V192H264V191H262L261 189H264V148H262L261 146L259 147V145L258 144H256V143H254L253 142V144L252 145H250L251 143H249L248 142V140L246 139V141H245V137L243 136V135H245V131H243L242 132V129L241 128H238V127H236V126H238L237 124H236V121H234V119L232 118V116L235 114V110L237 111V109H241L242 108V106H240V107H237L236 108V106H239L238 104L236 105V104H234ZM63 106V107H64ZM71 106V107H70ZM84 106V107H83ZM92 106V105H91ZM90 106V107H91ZM117 107L116 109L118 110H116L115 108V110H116V112L114 113L113 112V108L112 107ZM57 107V108H56ZM75 107V108H74ZM103 107V108H102ZM71 108V109H70ZM81 108V107H80ZM81 108V109H82ZM119 108V109H118ZM122 109V111H123V113L125 114V116H123L122 115V111H121V109ZM186 107H183V109H185ZM235 108V109H234ZM74 109V110H73ZM77 109H79V108H77ZM81 109H79V111H81ZM82 109V110H83ZM87 110L88 109H90V108H86ZM102 109V110H101ZM154 109V110H153ZM172 109V110H173ZM181 110L179 111V109H176L175 111H173L172 113H174V116L173 117H175V115L177 116V118H178V116L180 117V115H182V117L181 118H185V116L187 117V115H188V117L190 118V117H196L197 118V116H195V115H197L196 114V112H191V109L189 110L188 109V107L185 109V110H183L182 108H180ZM54 110V111H53ZM128 110V111H127ZM143 110V111H142ZM145 110V111H144ZM152 110L154 111V112H157V111H159V113H158V115H157V113H156V115H155V113H153L152 112ZM160 110L162 111V113H165L166 114V116H162V114H161V112H160ZM234 110V111H233ZM165 111V112H164ZM176 111H178V113L176 112ZM48 112V111H47ZM46 112V113H47ZM111 112L113 113V114H111ZM130 112H132V111H130ZM144 112V113H143ZM149 112H151V113H149ZM55 113V114H54ZM60 114V117H59V115H57V114ZM66 113V114H65ZM77 113V112H76ZM75 113V115H77ZM116 113H118V115L116 114ZM65 114V115H64ZM131 114V113H130ZM159 114L161 115V116H159ZM180 114V115H179ZM195 114V115H194ZM233 114V115H232ZM72 117H71V116ZM112 115V116H111ZM122 115V116H121ZM137 115H139V116H137ZM141 115H142V117H141ZM145 117H144V116ZM148 115V116H147ZM164 115V114H163ZM232 115V116H231ZM30 117L29 115H26L25 117ZM59 118H58V117ZM66 116V117H65ZM114 116V117H113ZM116 116V117H115ZM156 118H155V117ZM54 117V118H53ZM68 117H70V118H68ZM130 117L132 118V119H130ZM138 117V118H137ZM139 117H140V119H139ZM153 117V118H152ZM162 117V118H161ZM163 117H166L165 119L163 118ZM172 116L170 115V117H169V119L171 118ZM172 117V118H173ZM191 118V120H189L188 118H186V119H188L187 121L189 122V124H191L192 125V123L196 120V118H195V120L193 121V119L194 118ZM252 117H254L253 115H252ZM252 117H250V118H252ZM35 118V120H37L38 121V119H39V117L37 118V117H34ZM37 118V119H36ZM82 118V117H81ZM80 118V119H81ZM98 117H96V119H97ZM99 118H101V117H99ZM98 118V119H99ZM115 120H114V119ZM117 118V119H116ZM143 118V119H142ZM145 118V119H144ZM161 118V119H160ZM172 118H171V121H173L172 120ZM59 121H58V120ZM61 119L63 120V121H61ZM84 119V118H83ZM107 119V120H108ZM120 119H122V121H128V123H127V125L125 124V122L123 123L124 124V126H123V124L122 123H120V122H122V121H120ZM164 120V122H162L163 120ZM82 120V119H81ZM100 120V119H99ZM117 120V121H116ZM160 120H162V121H160ZM167 120V121H166ZM175 120H177V119H175ZM74 121H76V123L75 124H78L79 125V117H78V115H77V119H76V116L74 117V120L72 121V122H74ZM134 121V120H133ZM179 122H180V120H178ZM35 122V121H34ZM60 122V123H59ZM62 122H64V124H62ZM113 122V123H112ZM174 122V121H173ZM173 122H168V123H170L169 125H170V127L172 126V123ZM183 122V121H182ZM180 122V123H178V124H180V127H181V129H180V127H179V129H178V127H176L175 128V126H173L172 128H168V131H170V130H172V129H175L174 131H176L177 130V132H179L180 130V132H186V131H188L187 130V128L185 129V127H186V122ZM229 122V123H228ZM65 123L67 124V125H65ZM117 123H119V125L118 126H120V130H123V132L122 131H120L119 130V128L117 127V125L116 124ZM160 123V124H161ZM175 123H176V126H177V121H175ZM175 123H173V124H175ZM116 126H115V125ZM62 125H65L64 127L62 126ZM126 125V126H125ZM167 125V126H166ZM185 125V126H184ZM58 126V127H57ZM62 126V127H61ZM179 126V125H178ZM56 127V128H55ZM101 127V128H100ZM111 127H112V129H111ZM118 128V129H115L114 130V128ZM126 127V128H125ZM200 127V128H199ZM235 127V128H234ZM52 128H53V130H52ZM54 128L56 129V130H54ZM63 128V129H62ZM65 128V129H64ZM122 128V129H121ZM105 129H107V130H109V131H107V130H105ZM183 129V130H182ZM186 131H185V130ZM199 129H201V130H199ZM213 129H218L219 130V132L221 131V135H223L224 134V136H219V134L220 133H218V136L216 135L217 133L214 131V132H209V131H213ZM224 129V130H223ZM225 129H230L231 131H233V132H231L230 133V130H229V133H228V131L227 130H225ZM62 130L64 131V132H66V133H63L62 132ZM119 130V131H118ZM126 130H129V131H127L126 132ZM179 130V131H178ZM193 130H195V129H193ZM82 133H80V132ZM85 131H87L86 133L87 134H89V135H86V134H84L85 133ZM96 131H98V133L96 132ZM110 131H112L113 133H111ZM116 131V132H115ZM142 131V132H141ZM165 132L167 131V129L166 130H164ZM167 131V133H169ZM190 131V130H189ZM196 131V130H195ZM197 131H196V133H197ZM206 131H207V133H206ZM226 131V132H225ZM32 132H33V134H35L36 133V131L35 130H32ZM90 132L92 133V134H90ZM101 132V135L103 136V135H105V141L104 140H101L102 139V137H101V135L99 134ZM111 133V135H110V133ZM117 132H119V133H117ZM124 132H125V134L127 133V135L128 136H130V137H128L127 135V137L129 138V139H131V140H127V141H129V142H127V148H126V146H124L123 145V147H122V144L120 143L119 145H117L118 143H117V141H118V137L119 136H122V135H120V133H122L123 135H125L124 134ZM172 132V131H171ZM191 132V131H190ZM204 132V133H203ZM209 132V133H208ZM224 132V133H223ZM71 133H73V134H71ZM95 135H94V134ZM97 133V134H96ZM116 133V134H115ZM132 133V134H131ZM136 133V134H135ZM146 134V136L145 135H143L142 136V134ZM175 133V132H174ZM189 132H187V133H184L183 134V136L185 135V136H187V137H185L184 138V141L182 140L183 138H181V137H178L177 139H174L173 141L171 140V142L172 143H174L175 145L176 144H181V142L183 143V142H185L187 139H189L188 137H189V134H188ZM232 133H234L235 135L233 136L232 135ZM244 133V134H243ZM66 134V135H65ZM70 134V135H69ZM84 134V135H83ZM115 134V135H114ZM117 134H119V136L117 135ZM205 134V135H204ZM58 135V136H57ZM75 136V138H83V139H79L77 142L78 143H76V144H73V145H70L69 143V141H71L72 139H74V138H71L72 136ZM95 136V137H93V136ZM113 135V137H111ZM201 135H199V136H201ZM208 135V136H207ZM232 135V136H231ZM73 136V137H74ZM80 136V137H79ZM86 136H88V137H86ZM91 136V137H90ZM96 136L99 138V139H96ZM107 136H109L108 137V139H110L109 141H107ZM117 137L116 139H115V137ZM182 136V137H183ZM201 136V137H202ZM206 136V137H205ZM214 136V137H213ZM229 136V137H228ZM64 137H66V138H64ZM85 137V138H84ZM90 137V138H89ZM101 137V138H100ZM111 137V138H110ZM144 137H147V138H144ZM192 137V136H191ZM190 137V138H191ZM210 137V138H211ZM240 139L239 141H237L236 142V140H238V138ZM68 138H71V140H68ZM103 138H104V136H103ZM112 138H114L112 141H111V139ZM182 140V141H180V139ZM187 138V139H186ZM54 139V140H53ZM64 139H65V141H64ZM144 139L145 140H147L148 142H146V141H144ZM154 139V140H153ZM222 139H224V138H222ZM228 139V140H229ZM61 140H63L62 142V144H60L59 142L61 141ZM68 140V141H67ZM96 140H97V142H96ZM100 140V141H99ZM115 140V141H114ZM175 140H177V142L175 141ZM179 140V141H178ZM190 140H192V139H190ZM95 142V144H94V142ZM103 141V143L101 144V142ZM188 141V140H187ZM216 141V140H215ZM214 141V142H215ZM25 142V143H24ZM67 142H68V144H67ZM98 142H100V144L98 143ZM104 142H108V144L107 143H105V145H104ZM109 142H112V143H110L109 144ZM139 142V143H140ZM150 142V143H149ZM152 142H154V143H152ZM189 142V141H188ZM187 142V143H188ZM80 143V144H79ZM98 143V144H97ZM187 143H184L185 145L187 144ZM236 143H237V145H236ZM72 144V143H71ZM183 144V145H184ZM239 144H241V145H239ZM65 145V146H64ZM90 146V149H89V146ZM101 145V146H100ZM103 145H104V147H103ZM130 145H133L132 147H133V149H131L132 147L130 146ZM235 145V147H233ZM255 145V146H254ZM258 145V146H257ZM18 146V147H17ZM61 146V147H60ZM81 146V147H80ZM85 146H86V148H85ZM139 146H140V148L142 149H140L139 148ZM154 146V149H155V145H153ZM180 146H182V145H180ZM250 146V147H249ZM48 147H50V149L48 148ZM81 149H80V148ZM83 147V148H82ZM87 147H88V149H87ZM99 147V148H98ZM103 149H102V148ZM125 147V148H124ZM151 147V148H150ZM185 146H183V148H184ZM187 147V146H186ZM185 147V148H186ZM241 147V148H240ZM246 147V148H245ZM248 147V148H247ZM93 148V149H92ZM121 148H122V150H121ZM124 148V149H123ZM243 148V149H242ZM245 148V149H244ZM249 148H251V149H249ZM18 149V150H17ZM77 149V150H76ZM144 149H146V150H144ZM182 149V148H181ZM181 149H180V151H181ZM198 149H200V148H198ZM240 149V150H239ZM253 149V150H252ZM80 150H82L81 152H80ZM85 150V151H84ZM91 150H92V152H91ZM136 150V151H135ZM183 150H185V149H183ZM187 150V152H188V149H186ZM30 151V152H29ZM85 153H84V152ZM97 151H98V153H99V151H100V156H99V154H98V156H97ZM228 151V150H227ZM229 151H231V150H229ZM228 151V152H229ZM233 151V152H234ZM263 151V152H262ZM45 152V158H44V160H42V161H40L41 159V154L42 153H44ZM86 152H89V153H91L90 155L88 154V153H86ZM138 152V153H137ZM183 152V151H182ZM181 152V153H182ZM187 152H185L186 154H188ZM19 153V154H18ZM40 153V154H39ZM81 153H82V155H81ZM113 153V154H114ZM127 153V152H126ZM139 153H140V155L141 156H139ZM156 153V152H155ZM161 153V152H160ZM177 153V152H176ZM232 153V152H231ZM249 154V156H248V154ZM14 154V155H13ZM33 154V155H32ZM85 154V155H84ZM89 155V156H86V155ZM112 154V155H113ZM136 154V155H135ZM150 154V153H149ZM149 154H146V155H149ZM151 154H153V153H151ZM149 155V157H150V162H153V163H151V164H154V163H157L156 162V159H154V157L156 156V154H153L154 155V157H153V155ZM242 154H244V155H242ZM83 155L85 156V157H83ZM110 155V154H109ZM112 155H110L109 157H106L107 155H103V158H108V159H110V158H112L113 159V161H115V159H114V157L115 156H113L112 157ZM161 155V154H160ZM179 155V154H178ZM1 156H3L2 154H1ZM0 156V160H2L1 158H6V157H1ZM16 156V157H15ZM105 156V157H104ZM129 156V157H128ZM180 157H178V159L180 160H178V164H179V166H177L176 167V169H174V170H176V172L175 171H173V174H171V177L170 178H172V177H174V175H178V173L180 174V172H178V171H181V169H182V171L181 172H183V168L185 167L186 168V166H187V164H190V162H188L187 160L189 159L190 161H192V165H189V170L188 171H190L191 169H194V170H199V169H203L204 168V162H202L201 160L203 159H199L200 157L198 156V157H195V156H190V155H188L189 157H191V158H188V156L186 157L185 155H183V153L181 154V155H179ZM201 156V155H200ZM203 156V155H202ZM201 156V157H202ZM246 156V157H245ZM248 156V157H247ZM87 157H90V158H87ZM102 157V156H101ZM115 157V158H116ZM134 157V158H133ZM185 157L187 158V159H185ZM10 158H11V161H10ZM15 158V159H14ZM88 159V160H86V159ZM166 158V157H165ZM94 159V158H93ZM97 159V158H96ZM112 159H110L111 161H112ZM117 159V158H116ZM167 159H168V161H167ZM248 159V160H247ZM21 160H19V162H21ZM39 160V161H38ZM105 161V166H104V164H103V166L104 167H107L108 165L106 164V161H108V160H106V159H104ZM247 160V161H246ZM112 161V162H113ZM165 162H169V158H166L165 160H164ZM182 161V162H181ZM185 163H184V162ZM110 162V165H112L113 163L115 164V162ZM164 162V163H165ZM187 162V163H186ZM8 164V163H7ZM113 164V165H114ZM140 164V163H139ZM137 165V166H139V167H141V168H143L141 165ZM186 164V165H185ZM112 165V166H113ZM133 165V164H132ZM10 166V165H9ZM136 165H134V166H132L133 167V170L135 169H137L138 170V168H136L137 167ZM152 166H155V164L154 165H152ZM260 166V167H259ZM135 167V168H134ZM183 167V168H182ZM18 168H21V165L19 164L18 165ZM66 168V167H65ZM64 168V169H65ZM140 168V169H141ZM185 168H184V172H186L185 171ZM191 168V169H190ZM106 169V168H105ZM132 169V168H131ZM253 169V170H252ZM255 169V170H254ZM187 170V169H186ZM245 170H243V171H245ZM87 171H89V173L91 172V174L93 175V170H91V169H88ZM86 171V173H84L83 175H85L86 174V176H87V174L89 175V173ZM255 171V172H254ZM193 172V173H192ZM192 172H190V173H186L185 175V181H190L191 183H193V184H191V185H196V186H200L201 188L202 187H204L205 185H206V182H208L207 180H208V178H207V174L206 173H204V172H202V171H200V172H194V171H192ZM259 174H257V173ZM132 174H134V176H135V172L133 171V172H131ZM252 173H255L256 174V176H252V175H255V174H252ZM148 174H150V172L148 173ZM152 174V173H151ZM150 174V175H151ZM154 175H155V172L153 173ZM157 175L159 174V176H160V173H158V171H157V173H156ZM249 174H251V175H249ZM92 175H90V177L92 176ZM147 175V174H146ZM243 177H247V179L246 178H243L244 180H242V176ZM257 175H258V177H260V179H257V178H255V177H257ZM85 176V177H86ZM140 176H143V174L142 175H138V176H135L136 178V182H138L139 180H141V179H143V178H140ZM176 176H175V178H176ZM251 177V179L250 180H252V178H254L253 179V181L255 182H249V180H248V178H250ZM80 177V176H79ZM88 178L89 180H87L88 182H89V184H88V182H81L80 184H76L75 183V185L73 186V184H74V182L73 181H71V180H64L62 183H64L66 186L65 187H67V192H69L70 194H71V196L73 197V199H74V202L77 200V199H79L80 197L83 199V197H85L84 198V200L86 199V201L88 202V200L90 201V202H92V200H94V194H92L93 192H92V190L91 189H93L92 188V183L94 182L93 180V178ZM153 178V175H151V176H149L148 175V178ZM156 176H154V178H155ZM117 178V177H116ZM241 178V179H240ZM263 178V179H262ZM119 179V178H118ZM156 179H158L157 180V182L156 181H154V188L156 187L155 185H156V183H158L159 182V177L157 178L156 177ZM255 179H257L256 181H255ZM92 180V181H91ZM117 180V179H116ZM138 180V181H137ZM154 180V179H153ZM248 180V181H247ZM53 181L55 182V183H57V182H60L61 180L58 178V176H56L54 179H53ZM72 182V183H68V182ZM160 181H161V179H160ZM163 181H165V180H163ZM162 181V182H163ZM239 181V182H238ZM243 181H245L244 183L245 184H247L246 186L247 187H250V186H252L251 184H254L252 187L253 188H249V189H251V190H249V189H247L248 190V192H246L247 190H246V188H244V187H246V186H242L241 184H243ZM261 182L260 184H258L259 182ZM156 182V183H155ZM94 183H96V182H94ZM103 183H105V185H107V182H104L103 181ZM109 183L111 184V183H113V184H111V185H115L116 183H115V180H114V178H110L109 179ZM83 184H85V186L83 185ZM159 184H161V185H163L161 182L159 183ZM244 184V185H245ZM249 184H250V186H249ZM70 185V186H69ZM89 185V186H88ZM101 185V186H100ZM105 185H103L101 182H99V184L97 185L99 188L100 187H102V188H104V186ZM158 185V184H157ZM73 186V187H72ZM80 186V187H79ZM81 186H83L82 188H81ZM239 186H242L243 187V189H245L246 191L244 192V190L242 189V190H239V188H241V187H239ZM71 187V188H70ZM88 187H89V189H88ZM90 187H91V189H90ZM159 187H162V188H160V189H164L163 188V186H157V188H158V190H159ZM167 186H165V189H168V188H166ZM258 188L257 190L260 192V193H258V191L256 190V188ZM102 188H100V189H102ZM234 188H233V186L232 187H230V189H229V193L230 194H234L235 196H236V194H235V190H234ZM83 189V190H82ZM85 189H86V192H85ZM164 189V190H165ZM253 189V190H252ZM79 190V191H78ZM80 190H82L81 191V193H80ZM88 190H89V192H88ZM138 190L139 191H143V189H141V188H138ZM91 191V192H90ZM139 191H137V193L139 194V193H141V192H139ZM165 191H168V190H165ZM164 191V192H165ZM85 192V193H84ZM144 192V194H148V192L147 191H143ZM154 192H156V189H154ZM238 192V193H239ZM251 192V193H250ZM83 193V194H82ZM88 193V194H87ZM167 192H165L164 194H166ZM186 194H188L187 192H185ZM221 193V192H220ZM220 193H218L219 195L217 196V194L216 195H205V194H203L202 196H201V193H196V194H198V195H193V193L192 194H190V196L188 195H186V199L190 202V204H194L195 203V205H196V207H197V210L200 208L201 209V207L203 208L207 203H211L212 201H214V200H219V199H222L224 196L223 195H225V194H223V192H222V194H220ZM247 193V194H246ZM253 193L255 194L254 196H253ZM82 194V195H81ZM100 196V198L102 197L101 196V193H98ZM171 195L170 194V192L169 193H167V195ZM200 194V195H199ZM241 194V193H240ZM79 195V196H78ZM89 195V196H88ZM91 195H94V196H91ZM162 196H164L163 195V193L161 194ZM160 195V196H161ZM169 195H168V197H169ZM184 195V196H185ZM193 195V196H192ZM221 195V197L219 198V196ZM242 195V197H240V195H239V197H236V198H241L240 200H242L243 201V196ZM248 195H249V198H252L253 200H251V199H249L248 198ZM252 195V197H250ZM91 196V197H90ZM206 196V197H205ZM214 196L215 197H218V198H215V199H212V198H210V197H213L214 198ZM223 196V197H222ZM237 196H238V194H237ZM11 196H9L7 199L8 200H10V199H16V196H13V197H11ZM79 197V198H78ZM95 197H97V196H95ZM262 198H264V196H261ZM89 198V199H88ZM92 198V199H91ZM174 198V197H173ZM185 198V197H184ZM184 198H182V199H184ZM91 199V200H90ZM164 199H166V202H168L167 201V198H164ZM186 199H184L183 200V202L184 201H187ZM209 199V200H208ZM178 200V199H177ZM176 200V201H177ZM208 200V201H207ZM260 200H261V198H260ZM176 201H175V199H174V202L176 203ZM179 201V200H178ZM238 201H239V199L237 200V202H236V204H237V207H238V210H239V208H244L243 210H241V211H239V213H238V215L240 216V217H242V218H244L247 222H253L252 223V225L254 224V226H253V228H256V229H260V232H258V230H256V229H253L252 228V230H251V234H250V237H251V239L253 238V239H255L254 237H258L259 235H258V233H261V231H262V228L264 229V226H263V221L262 220H264L263 218H264V216H262V215H264V207L262 208V210H258V211H260V212H258V213H255L254 211V209L250 206V204H244V202H242V201H240L239 203H238ZM262 202H263V200H261ZM170 202L172 203V196L170 197ZM173 202V203H174ZM205 203V204H204ZM249 203V202H248ZM176 206H177V203L175 204ZM220 205V204H219ZM199 207V208H198ZM250 209V212H252V210H253V212L255 213V215L254 214H249L250 212L248 211ZM196 210V211H197ZM195 211V215H197V217L198 216H202L203 214V212H202V209L201 210H198L197 212ZM63 212H65L64 214H66L67 216H69L70 215V213L67 211H63ZM246 212H249L248 214L246 213ZM252 212V213H253ZM257 212V211H256ZM23 213H24V215H23ZM87 213H89V212H84L83 211V213H82V215L83 216H87V220H86V225L88 226V224L89 225H91V223H92V217L93 216H97V210L94 208V209H92V212H91V209H90V214L91 215H93L92 217L90 216V215H88ZM27 214V215H26ZM87 214V215H86ZM200 214V215H199ZM202 214V215H201ZM242 214V215H241ZM245 214V215H244ZM257 214V215H256ZM23 215V216H22ZM187 215H188V213H187ZM187 215H185V216H187ZM190 216L189 217H187V219L189 220V222L191 223V221H190V219H192L191 218V214H189ZM254 215V216H253ZM259 215V216H258ZM30 216H32V217H30ZM37 216H39V217H37ZM41 216V217H40ZM89 216V217H88ZM246 218H245V217ZM258 216V217H257ZM260 216H262L263 218H261ZM22 217V218H21ZM24 217H26V218H24ZM90 217H91V219H90ZM196 217V218H197ZM253 217H255V218H258L259 220L260 219H262V220H260V222H259V220L258 219H255V218H253ZM18 220H22L21 222L23 223V226L25 225V226H27L28 224H35V223H39V221L41 222V221H43V215L42 214H39V213H28V212H21L20 214H18ZM183 218H186V217H183ZM223 218H225V212L224 211H222L220 208H217L216 210H215V213H213V219H216V221H219V220H221V219H223ZM241 218V219H242ZM199 218H197V220H198ZM182 220V219H181ZM180 219L178 220V221H181ZM207 220V219H206ZM244 220V221H245ZM258 220V221H257ZM24 221V222H23ZM27 221H30V223L29 222H27ZM187 220L186 219H183V223H184V225L185 224H189V222H186ZM27 222V223H26ZM260 223V225L261 226H259V223ZM180 222H178L177 224H178V227H177V231H186L187 229H185V227L187 226H184L183 224H182V221H181V223L179 224ZM200 223H202V222H200ZM257 223V224H256ZM193 224V223H192ZM203 227L205 226V224H204V221H203ZM201 224V225H202ZM209 224V223H208ZM188 226H190L189 228V230H187V233H190V234H188L187 236H185L184 238L182 237L181 238V242L183 243V244H181V242H178L177 243V241H178V239H176L175 238V243H174V245H175V247L177 246V244H178V248L176 247V249H181V251H178V250H176V252L178 251V252H180V255H179V253L177 252V254H176V252H175V257H173V259L175 258V260L177 261V263H176V261H174V260H171V257L172 256H170V255H168V254H166V264H208V263H212L213 262V264H264V255H261L262 253H261V250L263 249V246H264V239H262L261 241L263 242H261L260 244L262 245V247H261V245H259L258 246V249L257 248H250L249 250H247V249H243V244H242V239L241 238H236L234 235L235 234H232V231H236L234 228H230V227H226V226H222V227H219V229L217 228H208L209 226L207 225L205 228H203L205 231H206V229H207V231L208 232H206V234L208 235V238H209V242H210V245H212V247H210V245L209 246H206V245H203L204 244V242H206L205 241V239L204 238H202V236L200 237L198 234V236L199 237H197V235H196V233H195V231L196 230H193L192 229V227H193V225L191 226V225H188ZM257 226V227H256ZM181 227V228H180ZM183 227H184V229H183ZM259 227V228H258ZM262 227V228H261ZM194 228V227H193ZM238 228H240V227H238ZM182 229V230H181ZM76 230H78V229H76ZM79 230H81V228L79 229ZM192 230V231H191ZM231 231V232H230ZM10 232V231H9ZM34 231H21V232H16V231H11L10 233H11V235L10 236H8L7 237V241H5L6 243L5 244H0V264H12L13 262L10 260V257L12 256V254H14V253H20L22 250L21 249H23V253L26 251V249H28V248H30V247H33V246H36V245H38V244H43V240L44 239H38L36 236H33L32 238H29L30 240H29V243H28V241L27 240H23V238H20L19 236H23L24 235V233L25 234H31V233H33ZM41 234H42V232L41 231H39ZM65 233H64V236H66L67 234V231H64ZM73 232L75 233V232H77V231H68V233L69 234H73ZM79 232V231H78ZM104 232V231H103ZM107 232V231H106ZM194 232V233H193ZM219 232H220V234L222 235L223 233L225 234V232H228V234L226 233L224 236L225 237H223V235L221 236V235H217V233L219 234ZM223 232V233H222ZM254 232H256L255 233V235H254ZM17 233H22L21 235H17ZM194 234L193 236H192V234ZM210 233V234H209ZM229 233H230V235H229ZM13 234V235H12ZM66 234V235H65ZM186 235V234H185ZM195 235H196V238H191V236L192 237H195ZM210 235V236H209ZM218 236V238H219V236H220V238H222V240H223V244H224V247L222 246L223 244H221L220 243V245L222 246H218L219 245V240L221 241V239H218L217 237H215V236ZM69 236V235H68ZM67 236V237H68ZM189 236V237H188ZM67 237H65V238H67ZM188 237V239L186 240L187 242H185L184 240L186 239ZM212 237H214L215 239H213V240H211L212 239ZM10 238V239H9ZM36 238V239H35ZM64 238V240H66ZM102 239L101 240H103L104 241V234L102 235V237H101ZM191 238V239H190ZM197 238H201V240L203 241V239H204V241L201 243V241H199L200 239H197ZM217 238V239H216ZM225 240H224V239ZM196 239V240H195ZM227 239V240H226ZM250 239V238H249ZM250 239V240H251ZM252 239V240H253ZM13 240V241H12ZM20 240H23V241H20ZM193 240V241H192ZM211 240V241H210ZM215 240L216 241H218V244H217V242L215 243ZM251 240V241H252ZM27 241V242H26ZM69 238H67V245L69 246V248L67 247V245L66 244H63L64 245V247H66L67 248V250H72L73 251V249L75 248V244L74 245H72L73 243L71 242V241H69ZM179 241H180V238H179ZM184 241V242H183ZM198 243H197V242ZM215 244H217V247L214 245V243ZM254 241V240H253ZM11 242H13L12 244H11ZM22 242H24V244L22 243ZM38 242V243H37ZM65 242V241H64ZM71 242V243H70ZM190 242V243H189ZM187 243V244H186ZM192 243V244H191ZM26 244H27V246H26ZM185 244V245H184ZM189 244H191V245H189ZM2 245V246H1ZM4 245V246H3ZM6 245V246H5ZM20 245V246H19ZM33 245V246H32ZM72 245V246H71ZM181 245H183V246H181ZM188 245V246H187ZM202 245V246H201ZM15 246V247H14ZM23 246V247H22ZM25 246V247H24ZM71 246V247H70ZM190 246V247H189ZM201 246V247H200ZM206 248H204V247ZM213 246H215V247H213ZM3 247V248H2ZM11 247V248H10ZM180 247H182V248H180ZM187 247H189V248H187ZM198 247V248H197ZM220 247V248H219ZM9 248V249H8ZM17 248V249H16ZM202 248V249H201ZM212 248V249H211ZM218 248V250H216ZM6 249L8 250V251H6ZM24 249H25V251H24ZM219 249H220V251L221 252H219ZM222 249V250H221ZM261 249V250H260ZM187 250V253L185 252ZM209 252H207V251ZM212 250V251H211ZM12 251V252H11ZM217 253H215V252ZM218 251V252H217ZM224 251V252H223ZM6 252V253H5ZM8 252V253H7ZM181 252H183V253H181ZM213 253V255H212V257H211V255L210 254H212ZM3 253H5L4 254V256H3ZM9 253H10V255H9ZM186 253V254H185ZM193 253V254H192ZM219 253V254H218ZM221 253V254H220ZM188 255V256H187ZM208 255V256H207ZM216 256V258L217 259H219L220 261V263L218 262V260L215 258V256ZM219 255V256H218ZM260 255V256H259ZM2 256V257H1ZM8 257V259H7V257ZM66 257H64L65 259L63 260L62 259V261H61V263H63V264H68V262H69V264H73L72 263V254L71 255H69V253L68 254H66L65 255ZM165 256V255H164ZM179 256V257H178ZM198 256H200V257H198ZM222 256V257H221ZM176 257H178V258H176ZM211 257V258H210ZM221 259H220V258ZM6 258V259H5ZM71 258V259H70ZM214 258V259H213ZM165 259H164V261H165ZM170 259V260H169ZM179 259L182 261H179ZM191 259V260H190ZM213 259V260H212ZM2 260H4V261H7V262H3ZM10 260V261H9ZM82 260V259H81ZM78 261V263L79 262H82V261ZM113 260V257L111 256V261ZM197 260V261H196ZM201 260V261H200ZM209 260V261H208ZM214 260H215V262H214ZM169 261V262H168ZM170 261L171 262H173V263H170ZM179 261V262H178ZM192 261L193 262H195V263H192ZM12 262V263H11ZM168 262V263H167ZM60 263V264H61ZM14 264V263H13ZM55 264H59V262H57V263H55ZM137 264H140V263H137ZM142 264V263H141ZM164 264V263H163Z\"/></svg>", "mask_w": 264, "mask_h": 264}, {"label": "crops", "instance_id": "crops-1", "mask_svg": "<svg viewBox=\"0 0 264 264\" xmlns=\"http://www.w3.org/2000/svg\"><path fill=\"white\" fill-rule=\"evenodd\" d=\"M219 193V192H218ZM210 194H212V195H214L215 193H209V194H207V195H210ZM217 194V193H216ZM205 195H206V193H205ZM259 198H261V200L263 199L262 197H259ZM264 200V199H263ZM264 202V201H263ZM264 216V215H263ZM250 234H251V231L249 232V235H248V233L246 234V236H249L250 237ZM236 238H241L242 240H244L243 239V236H242V234H241V236L238 234V236L237 235H234ZM246 241H251L250 239L249 240H246ZM245 243V241L243 242L242 241V244H243V247L245 248V249H247V250H249L250 249V247L248 246V244H250L251 242H248V244L246 243V244H244ZM252 244V243H251ZM248 246V247H247ZM249 248V249H248Z\"/></svg>", "mask_w": 264, "mask_h": 264}]
</instances>
